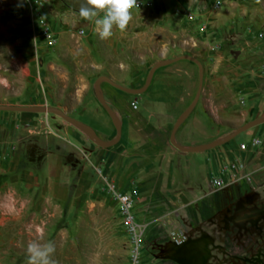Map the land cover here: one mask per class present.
Wrapping results in <instances>:
<instances>
[{"label": "rangeland", "instance_id": "374dc122", "mask_svg": "<svg viewBox=\"0 0 264 264\" xmlns=\"http://www.w3.org/2000/svg\"><path fill=\"white\" fill-rule=\"evenodd\" d=\"M19 2L0 0V106L28 109L0 110V264H27V245L50 241L54 264H182L178 258L193 253L192 264H264V123L225 143L223 153L218 146L198 153L218 155L188 163L190 180L161 174L167 166L157 154L146 162L132 156L139 143L127 142L143 125L180 151L170 136L200 85L199 66L188 57L203 65L204 84L179 144L220 142L264 118V0H137L126 28L114 27L105 40L95 25L103 11L79 16L85 0ZM166 62L139 95L108 81L143 89L153 67ZM99 80L123 131L109 147L55 112L116 140ZM109 89L143 121L125 117ZM120 145L125 150L112 154ZM157 150L166 154L163 144ZM133 157L142 175L127 180L124 192ZM160 175L169 179L160 180L157 197L136 192ZM120 191L132 197L134 225Z\"/></svg>", "mask_w": 264, "mask_h": 264}, {"label": "crops", "instance_id": "0c3cea01", "mask_svg": "<svg viewBox=\"0 0 264 264\" xmlns=\"http://www.w3.org/2000/svg\"><path fill=\"white\" fill-rule=\"evenodd\" d=\"M110 93V98L112 100V102L117 105L119 107V110L125 117H130L135 121H143V114L140 111H134L130 108V112L129 113V103L128 101H126V99L124 97H122L119 93H117L114 90H108ZM124 96V95H123ZM127 98V97H126ZM129 100V98H128ZM127 103V106H123V102ZM130 102V101H129ZM134 112H139V113H134ZM134 113V114H133ZM93 120L100 124L99 120L97 118H93ZM139 130L138 131H134L131 136L129 137V139L127 140V142L129 144H131L132 140L134 142L139 143V147L137 148V150L135 151L134 154H132V156H136V155H142L144 156V158L147 160L146 162H150V159L157 154V159L161 160L163 162V164H165L167 166V169L164 170V168H160L161 170V174L168 173V175H173L174 171L177 172L178 174H180L181 176L185 174V176L183 177V179L185 178L186 180H190L193 179V176L195 177V173H191V174H187L186 171L189 170V167H186V165L188 163H191L193 161H198L199 159L203 158V157H207L208 159H211V157L213 156L216 157L218 155L217 151H214L211 156V153H207L204 155H198V153L201 152H183V151H176L175 149H173V147H171L169 145H166V137L163 134H155L153 135L154 131H148L146 130L143 125H139ZM123 133V131H122ZM122 138V136H121ZM149 139H153L152 143L147 146V140ZM177 134H176V141H177ZM121 140V139H120ZM139 141V142H138ZM230 142V141H229ZM228 142V143H229ZM171 143V142H170ZM159 144H163L165 145V149H166V154L165 155H161L160 152H158L157 147ZM227 144H224V146H218L219 147V152H224V150L222 149L223 147H226ZM217 148V147H215ZM214 149V148H213ZM125 150L124 145H120L118 148L114 149L111 153L112 154H118L120 155L123 151ZM110 152V151H109ZM205 152V151H203ZM245 153V152H244ZM225 159V157L223 158V160ZM137 158L133 157V159L131 160V162L129 163V166H127L126 168V175H125V180L126 182L123 185V188L121 189L122 191L126 192L125 190H131L129 188H127V180L134 178V177H141V170H142V166H136L134 167V161H136ZM120 161V167H122V159L119 160ZM113 161H111V159H109L106 163L107 169L106 171H109V167L112 164ZM207 172V176L208 177L211 174V168L208 166L206 169ZM177 174V175H178ZM162 176L160 175L157 178H153L150 179L148 182H141L138 185V190L136 191L138 192H149V196H151V198L153 199L154 197H157L159 195L158 190L159 188H161L160 185V180L161 179H169L168 176ZM171 178L176 179V175L172 176ZM161 194V193H160Z\"/></svg>", "mask_w": 264, "mask_h": 264}, {"label": "water", "instance_id": "95a60500", "mask_svg": "<svg viewBox=\"0 0 264 264\" xmlns=\"http://www.w3.org/2000/svg\"><path fill=\"white\" fill-rule=\"evenodd\" d=\"M188 58H190L191 60L195 61L198 64V66H199V69H200V85H199L198 93H197L195 99L193 100L192 104L189 106L187 111L178 119L177 123L175 124V126L173 128V131H172L171 136H170V142H171L172 145H174L176 148H178L180 151H183V152H203V151H207V150L213 149V148H215L217 146H220L222 144H225V143L231 141L232 139H234L235 137H237L239 134H241V133H243V132H245V131H247V130H249V129H251V128L257 126V125H259V124L264 123V118H260V119H257L255 121H252V122L244 125L243 127L237 129L231 136H229L228 138H226V139H224V140H222L220 142L208 143V144L198 145V146H194V147H185V146L179 144L176 141V134H177L180 126L182 125V123L192 114V112L197 107V105L199 103V100H200V97L202 95L203 84H204V67H203V65L196 58H193V57H188ZM167 64H169V62L161 63V64H158V65L153 67V69L150 72V76H149V78L147 80V83H146V85H145V87L143 89L127 88V87H124L122 85L113 83L110 79H108V81L110 83H112L115 87H117L118 89H120V90H122L124 92L130 93V94L139 95V94H142L143 92H145L150 87V85L152 83V80L154 78L155 72L159 69V67H161L163 65H167ZM100 86H101V80H99L97 82V84H96V91L98 93L99 100L101 101L103 106L106 108V110L108 111V113L112 117L113 122L116 125L117 131H118V137H117L116 140L111 141V142L110 141H105L96 133V131L91 126H89V125H87V124H85V123H83L81 121H78L76 119H73L72 117L68 116L67 114L63 113L60 110H55V112L60 114V115H62L68 121H70V122L74 123L75 125L79 126L80 128H82L87 133L91 134L92 137L94 138V140L96 141V143L99 144L100 146L109 147V146H113V145L117 144L120 141L121 136H122V126L117 121V118H116V115H115V112L113 111V109L106 102L105 98L100 94ZM0 110H5V111H26L28 109L22 108V107H15V106H0Z\"/></svg>", "mask_w": 264, "mask_h": 264}, {"label": "clouds", "instance_id": "9594fccd", "mask_svg": "<svg viewBox=\"0 0 264 264\" xmlns=\"http://www.w3.org/2000/svg\"><path fill=\"white\" fill-rule=\"evenodd\" d=\"M26 0H20L17 7H22ZM137 4V0H85L79 9V16L91 20L103 11V17L95 20L99 29V37L102 40L113 35V28L123 31L131 19L130 10ZM55 252L53 242L41 245L37 242H30L27 245V264H54L50 259Z\"/></svg>", "mask_w": 264, "mask_h": 264}, {"label": "built area", "instance_id": "2783aa9c", "mask_svg": "<svg viewBox=\"0 0 264 264\" xmlns=\"http://www.w3.org/2000/svg\"><path fill=\"white\" fill-rule=\"evenodd\" d=\"M257 145V141H254L252 146H256ZM242 150H246L247 149V145L242 144L241 146ZM215 185L217 187H222L224 185V182L221 179H217L216 181H214ZM116 197L118 199V201L121 203L122 207H123V211H124V217L127 220V223L129 225H134L135 221H134V216L131 212V209L133 207V201H132V197L129 195L124 194V192L120 191L116 193ZM135 230L137 229V227H134Z\"/></svg>", "mask_w": 264, "mask_h": 264}, {"label": "flooded vegetation", "instance_id": "af4514ba", "mask_svg": "<svg viewBox=\"0 0 264 264\" xmlns=\"http://www.w3.org/2000/svg\"><path fill=\"white\" fill-rule=\"evenodd\" d=\"M195 256H197L195 253H193V254H191V255H188V254L186 255V254H184V257H182L181 259L178 258V260H179V261H183L182 264L185 263V262H186L185 264H192L191 261L195 258ZM176 257H177V256H176ZM195 259H196V258H195Z\"/></svg>", "mask_w": 264, "mask_h": 264}]
</instances>
